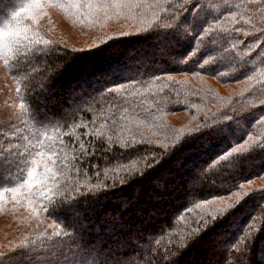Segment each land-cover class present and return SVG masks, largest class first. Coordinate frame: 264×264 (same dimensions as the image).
<instances>
[{
	"label": "trees",
	"instance_id": "1",
	"mask_svg": "<svg viewBox=\"0 0 264 264\" xmlns=\"http://www.w3.org/2000/svg\"><path fill=\"white\" fill-rule=\"evenodd\" d=\"M0 65V264H264V0H0Z\"/></svg>",
	"mask_w": 264,
	"mask_h": 264
},
{
	"label": "rangeland",
	"instance_id": "2",
	"mask_svg": "<svg viewBox=\"0 0 264 264\" xmlns=\"http://www.w3.org/2000/svg\"><path fill=\"white\" fill-rule=\"evenodd\" d=\"M62 22H64L62 20ZM9 82L8 79L5 75V71L0 65V119H5V120H11L12 117H15L16 114L18 113L16 105L12 102V100L9 98ZM243 123H240V126H242ZM191 165V162H189L186 165V168L188 169ZM197 177H200V172L197 173ZM195 181V180H194Z\"/></svg>",
	"mask_w": 264,
	"mask_h": 264
},
{
	"label": "snow or ice",
	"instance_id": "3",
	"mask_svg": "<svg viewBox=\"0 0 264 264\" xmlns=\"http://www.w3.org/2000/svg\"><path fill=\"white\" fill-rule=\"evenodd\" d=\"M178 27V26H177ZM212 128L207 129V131H211ZM81 264H88V260H84L81 262ZM91 264H99V261H97L95 258L91 259ZM128 264V261H127Z\"/></svg>",
	"mask_w": 264,
	"mask_h": 264
}]
</instances>
